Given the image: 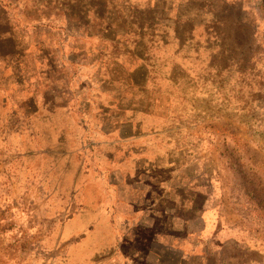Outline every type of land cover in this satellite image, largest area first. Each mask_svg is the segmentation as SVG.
Segmentation results:
<instances>
[{
  "label": "rangeland",
  "instance_id": "374dc122",
  "mask_svg": "<svg viewBox=\"0 0 264 264\" xmlns=\"http://www.w3.org/2000/svg\"><path fill=\"white\" fill-rule=\"evenodd\" d=\"M0 264H264V0H0Z\"/></svg>",
  "mask_w": 264,
  "mask_h": 264
}]
</instances>
